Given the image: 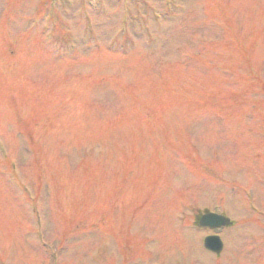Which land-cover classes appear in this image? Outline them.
Here are the masks:
<instances>
[{
    "label": "rangeland",
    "instance_id": "1",
    "mask_svg": "<svg viewBox=\"0 0 264 264\" xmlns=\"http://www.w3.org/2000/svg\"><path fill=\"white\" fill-rule=\"evenodd\" d=\"M130 1L0 0V264H264V0Z\"/></svg>",
    "mask_w": 264,
    "mask_h": 264
},
{
    "label": "water",
    "instance_id": "2",
    "mask_svg": "<svg viewBox=\"0 0 264 264\" xmlns=\"http://www.w3.org/2000/svg\"><path fill=\"white\" fill-rule=\"evenodd\" d=\"M221 223L228 224L229 220H227L224 217L218 216L216 214H207L201 218V224L202 225L216 226V225L221 224ZM214 241H218V239L216 237L215 238H209L208 241H206L207 247H209L213 250L219 251L220 250L219 243H218V248H216L214 246V243H215Z\"/></svg>",
    "mask_w": 264,
    "mask_h": 264
}]
</instances>
